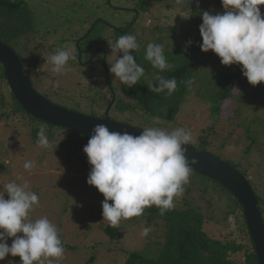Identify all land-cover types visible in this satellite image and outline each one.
Returning a JSON list of instances; mask_svg holds the SVG:
<instances>
[{
    "label": "trees",
    "instance_id": "1",
    "mask_svg": "<svg viewBox=\"0 0 264 264\" xmlns=\"http://www.w3.org/2000/svg\"><path fill=\"white\" fill-rule=\"evenodd\" d=\"M35 1L0 0V42L11 47L20 56L25 73L30 77L33 87L37 83V87L42 88L43 91L44 78L39 77V75L45 76L43 71L46 66L43 54L45 50L39 49L41 45L38 46L37 41L46 38L45 36L49 35V32H37L34 29L37 25L38 15L30 8L29 4L33 3L32 7H36L35 3L42 4V1ZM152 1L160 2L161 0ZM126 3H133L136 6L135 10L147 13L151 0H126ZM166 4L171 8L178 5L182 11L190 9L193 11V13L190 12V26L174 28L172 25L168 36H166L165 27L158 21L149 26L154 38L153 41L164 45V54L168 62L175 65L174 70L161 73L145 59V52L142 54L139 52L141 49L136 53L130 50V54L145 69V76L141 78V82L132 88H128L119 79L111 80L108 73H105L107 85L100 84L97 87L99 90L94 95L89 94L95 99L94 101H91L85 95L83 99L79 100L81 102L78 103V106L67 109L92 116L82 112L81 103H86L89 106L94 105L95 107L92 106L94 107L92 112L98 113L99 110L109 107L115 99L111 110H115L116 113L124 112V107H126L136 116L155 121L154 124L157 125L170 127L169 125L175 122L187 97L194 92L195 83L198 81L197 92H203L213 126L207 129V134L201 137V141L196 148L202 150V140L209 141V136H222L217 131L218 126L221 125L226 128L236 123L240 124L242 130L240 135L237 134L242 140L244 138H246V141L250 140L251 145L243 147L240 162L230 161L229 163L228 160L225 163L249 180V184L253 187L259 200L258 208L264 221V109L261 108L258 112L252 111V115H249L252 116L249 122L242 121L243 118L247 119L249 117L245 114L251 110L253 102L258 98L260 87L257 89V87L248 83L247 78L242 75L241 66L239 65L223 66L219 58L220 67H218L216 65L217 61L213 63L211 60H202L204 52L201 51L199 46L202 43L199 32V26L202 24L200 12L203 11V6L208 9L210 4H217L218 12L215 14L221 12L223 9L221 0H170ZM84 6L85 4L81 6V9ZM99 7L101 6L99 5ZM99 7L97 8L98 11ZM116 9L121 11L120 8ZM91 14L89 11H81L80 13L81 16L86 15L87 20L79 23L88 26H91L89 23L94 24L89 28L93 30L96 37L94 48L86 51V55L91 58L93 52L98 47L101 48V53L104 52L105 68L107 69L109 64L108 55L112 53L110 45L114 44L121 35L128 34L133 27L130 28L129 23L125 24V26L128 25L127 28H123L125 26L117 27L109 22L106 23L104 20L98 21L100 14L95 15L97 17H90ZM100 23L102 24L100 27L104 28V32L98 35L97 30ZM114 26L117 28H114ZM66 27H69V25H66ZM105 28L108 29V32L105 31ZM81 30L68 31L66 35L73 33L79 34V36H72L71 40L67 39V46L71 44L74 46V43L85 35V32ZM55 32L57 34L59 31L56 30ZM44 34L46 35L43 36ZM82 40L85 39L82 38ZM189 40L192 41V44L186 47ZM30 49L40 50V53H33ZM80 56L82 58L83 55L80 53ZM206 69H210L211 76L206 75V73L201 76V70L205 71ZM158 73L166 78H176L178 87L172 95H166L167 90H165V93L157 94L149 89L148 85L157 83L154 77ZM190 78L194 81L191 89L181 82ZM100 79L99 82L104 80L103 77ZM116 80V83H119L118 85H115L114 81ZM227 100L234 102L235 110L233 111L234 115L224 123L219 119V116L223 104ZM246 101H248V104H245ZM92 117L100 118L97 115ZM26 119H30V134L33 140H37L40 127H46L49 140L54 147L57 146V153L59 151L63 152L67 160H78L73 154L74 149L72 147L79 148L88 143L89 138L80 136L72 130L52 126L28 114L9 89L4 68L0 65V123L3 124L6 121L8 125L14 120ZM233 137L234 131H231L226 137H223V140L229 142ZM60 138L63 139L62 142H59ZM81 173L85 174L82 170ZM88 173L85 178L88 177ZM243 213L242 205L231 192L219 183L192 171L190 181L185 186L183 195L175 201L174 208L164 211L163 214L156 206L144 210V214L139 217L140 223L145 222L147 228L153 225L158 230L148 233L147 242L141 250L125 251L123 264H259L254 242L250 236ZM229 217H232L236 224L234 229L228 222ZM100 229L103 230V234L111 242L109 244L108 241H105V244L97 241L91 242L95 246L93 248L94 253L85 264H95L102 247L111 246L112 243L121 241L122 226L113 228L108 225L105 229L103 226ZM62 244L65 250L69 248L63 242ZM113 251L110 247L107 252ZM6 258L8 260L6 263L11 260L13 264H20L19 256L12 257L10 255ZM55 264L60 263L56 262Z\"/></svg>",
    "mask_w": 264,
    "mask_h": 264
},
{
    "label": "rangeland",
    "instance_id": "2",
    "mask_svg": "<svg viewBox=\"0 0 264 264\" xmlns=\"http://www.w3.org/2000/svg\"><path fill=\"white\" fill-rule=\"evenodd\" d=\"M36 1H42V4H37L35 3ZM36 1L34 2L36 7H32L33 3L29 4L30 8L38 15L37 25L34 29L37 32L48 31L50 35L44 34L43 36L46 35V38L37 41L38 46L39 44L41 45L39 49L45 50L43 51L44 55L54 54L58 48L67 46V39L71 40L72 36H79V34L73 33L66 35L68 31L76 32L82 29L81 31L85 32V35L82 37L85 40L81 38L78 42L74 43V46L73 44L67 46V50H71L76 57L75 60L69 61L72 70L65 74H53L51 72V64H47L45 61L46 66L43 70L45 76L39 75V77L44 78L43 91L42 88L37 87V83L34 84L35 90L38 93L41 91V95L47 100L66 108L78 106V103L81 102L79 100L83 99L85 95L91 101H94L95 99L89 94L94 95L99 90L97 87L100 84L107 85L105 73H108L111 80L118 79L109 71L110 65L116 61L117 57L115 54L111 53L108 55L109 64L107 69L105 68L104 52L101 53L99 47L93 52L91 58L86 55V51L94 48L96 37L93 34V30L89 28L94 24L89 23L91 26H88L79 23L87 20L86 15H80L81 11H89L90 14L93 13L95 15L100 14L98 21L104 20L106 23L109 22L117 27H123L126 23H129L130 28L133 27V29L128 34L135 35L136 39H138L137 42L140 44L141 51L139 52L141 54L145 52L148 43H156L153 41L154 38L149 27L154 22L158 21L164 26L166 36H168L171 30L170 26L172 25L174 28L190 26V17L185 19L183 16H190V12L193 13L192 9L182 11L178 5L171 8L166 4L170 0H161L160 2L151 0L147 13L135 10L136 6L133 3V5L126 3V0ZM83 4L85 6L81 9ZM216 5L210 4L208 9L203 6L202 10L215 14L218 12ZM116 8H120L122 12ZM260 8L262 16H264V5H261ZM223 11L224 9L221 12L219 11V13H223ZM50 15L53 16L50 17ZM95 15L91 14L90 17H97ZM54 16L56 17L54 18ZM88 22L90 21L88 20ZM66 25H69V27H66ZM101 25V23L98 24V35L104 32V28L100 27ZM115 26L114 28H117ZM127 26L123 28H127ZM54 30L59 32L56 34ZM106 30L108 32L107 28H105ZM91 31L92 33H90ZM63 37L65 38L63 39ZM15 50L19 52L17 48ZM30 51L36 54L40 53V50L38 51L37 49H30ZM80 53L83 55L82 58ZM117 55L118 57H122V53H118ZM202 56V60L204 61L211 60L213 63L217 61L216 65L220 67L219 57L211 50L207 53L204 52ZM204 73L212 75L210 69L201 70V76ZM101 77L104 80L99 82L98 80H101ZM114 82L116 83L117 80ZM263 83L261 82L254 86L257 89L260 87L259 95L253 102L251 110L245 115L249 116L252 115V111L258 112L261 108L264 109ZM118 84L116 83L115 85ZM198 87L197 81L194 86V92L187 97L175 122L170 124V127L157 125L154 124L155 121L136 116L126 107H124V112L119 113L111 109L107 113L108 107L95 113L92 112L95 107L94 105L89 106L86 103H81V110L85 114L97 115L100 118L108 115L114 121L141 129L145 126L161 127L168 130L175 127H185L191 130L195 139V143L190 144V146L196 147L199 145L201 137L207 134V129L213 126L212 118L209 116L208 104L203 97V92H197ZM245 104H248V101ZM234 110V102L227 100L223 104L219 119L224 123L227 122V119L234 115ZM251 118L252 116H249L247 119L243 118L242 121L249 122ZM30 128V119L14 120L8 125L6 121L3 124L0 123V189H2V185L8 182L15 181L18 184L27 182L30 189L36 192L39 197V204L38 206H34V209L29 214V218L35 220L46 216L57 226L62 242L69 247L65 250L63 258H51L53 264L56 262L60 264H85L94 253L93 248L95 246L91 242L97 241L103 244H105V241H108V244L111 242L103 234V230L100 229L101 226L105 229L109 225V222L103 220L102 216V201L104 200V196L94 186L88 185L87 178H85L91 169L87 155L83 152L85 145L83 144L79 148L72 147L74 149L73 154L78 160H67L63 152L59 151L57 153V149L56 151H52L38 147L37 140H33L30 134ZM241 130L240 124L238 125L237 123L226 128L221 125L218 126L217 131L223 137H226L231 131H234V137L228 142L223 140L222 136H209V141L202 140V151L204 150L224 162H228V160L229 163L230 161L240 162L243 147L251 145L250 140L246 141V138L240 139ZM62 141L63 139L60 138L59 142ZM27 161L34 162L35 166L33 169L26 170L23 167ZM81 170L85 174H82ZM5 198H8L7 194H5ZM139 217H133L126 221L122 220L121 241L119 243L114 242L111 246L102 247L95 264H123L125 251L141 250L144 247L147 242V236L142 235V230L146 228V225L145 222L140 223ZM150 229L151 231L158 230L153 225L150 226ZM11 242L12 238H9L7 241L9 246ZM110 247L114 250L113 252H107ZM7 261V258H5L0 263H6ZM45 264H47V260H45Z\"/></svg>",
    "mask_w": 264,
    "mask_h": 264
},
{
    "label": "clouds",
    "instance_id": "3",
    "mask_svg": "<svg viewBox=\"0 0 264 264\" xmlns=\"http://www.w3.org/2000/svg\"><path fill=\"white\" fill-rule=\"evenodd\" d=\"M223 13L200 12L202 24L199 32L201 51L214 52L223 66L239 65L250 85L264 82V16L261 5L264 0H221ZM185 19L191 16H183ZM192 41L187 42V46ZM111 51L116 55L109 71L128 88L141 82L145 69L130 50H140L136 36L121 35ZM122 53V57H118ZM51 64L53 74L71 71L70 60H75L67 46L58 48L54 54L44 55ZM145 59L159 72L172 71L175 65L169 63L162 43H148ZM156 84L148 85L157 94L170 96L177 90L175 77L166 78L159 73L154 77ZM191 89L194 81H181ZM51 83V81H49ZM236 89V88H234ZM237 90V89H236ZM139 135L127 130L110 131L104 124H96L88 143L83 147L91 165L87 184L103 194L102 216L109 226L119 228L122 220H130L144 214L146 208L156 206L163 214L175 207L190 181L193 166L199 161L189 158L186 146L195 143L190 129L175 127L171 130L145 126ZM37 146L54 151L47 129L41 126L37 133ZM34 162L27 161L26 170L34 168ZM0 189V261L7 256H19L20 264H53L51 258H63L65 249L57 226L46 216L35 220L29 218L34 206H38V194L27 182L15 181L2 185ZM7 194V199L5 198ZM111 201V203H109ZM228 222L234 229L232 217ZM150 228H144L147 236ZM22 234V235H18ZM12 238L11 245L7 243ZM9 264H13L10 260Z\"/></svg>",
    "mask_w": 264,
    "mask_h": 264
},
{
    "label": "water",
    "instance_id": "4",
    "mask_svg": "<svg viewBox=\"0 0 264 264\" xmlns=\"http://www.w3.org/2000/svg\"><path fill=\"white\" fill-rule=\"evenodd\" d=\"M0 65L4 68L9 89L23 109L35 119L55 127L72 130L85 138H90L96 124H104L110 131L127 130L133 135H139L143 131L141 128L114 121L108 115L104 118L87 116L47 100L33 87L30 77L25 73L20 56L3 42H0ZM114 102L115 99L108 107L107 113ZM186 147L189 158L195 157L199 161L193 166V172L219 183L240 202L254 242L258 263L264 264V221L258 208L259 200L249 180L232 166L210 153L190 145Z\"/></svg>",
    "mask_w": 264,
    "mask_h": 264
},
{
    "label": "crops",
    "instance_id": "5",
    "mask_svg": "<svg viewBox=\"0 0 264 264\" xmlns=\"http://www.w3.org/2000/svg\"><path fill=\"white\" fill-rule=\"evenodd\" d=\"M100 51H102V49L100 48Z\"/></svg>",
    "mask_w": 264,
    "mask_h": 264
}]
</instances>
